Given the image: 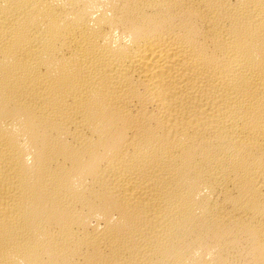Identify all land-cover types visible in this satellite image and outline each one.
Segmentation results:
<instances>
[{
    "label": "bare ground",
    "instance_id": "1",
    "mask_svg": "<svg viewBox=\"0 0 264 264\" xmlns=\"http://www.w3.org/2000/svg\"><path fill=\"white\" fill-rule=\"evenodd\" d=\"M0 264H264V0H0Z\"/></svg>",
    "mask_w": 264,
    "mask_h": 264
}]
</instances>
